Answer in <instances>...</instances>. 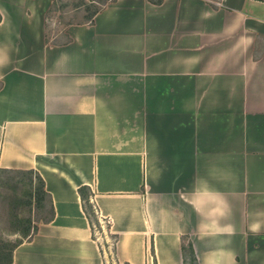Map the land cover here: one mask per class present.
Returning <instances> with one entry per match:
<instances>
[{
	"label": "crops",
	"instance_id": "obj_1",
	"mask_svg": "<svg viewBox=\"0 0 264 264\" xmlns=\"http://www.w3.org/2000/svg\"><path fill=\"white\" fill-rule=\"evenodd\" d=\"M18 4L0 0V167L36 170L53 213L11 264H106L80 185L119 264H183V235L198 264H264V0H109L64 42Z\"/></svg>",
	"mask_w": 264,
	"mask_h": 264
},
{
	"label": "rangeland",
	"instance_id": "obj_2",
	"mask_svg": "<svg viewBox=\"0 0 264 264\" xmlns=\"http://www.w3.org/2000/svg\"><path fill=\"white\" fill-rule=\"evenodd\" d=\"M76 1L78 0H58L57 4L53 6L52 0H47V3L37 0H19L18 8L21 10L22 16L18 18L16 24H23L26 21L35 27L38 25V21L34 19L36 18L34 15L39 14L40 17L44 16L46 39L51 42H64L69 38L66 32L69 24L88 22L89 19L84 17L85 14L89 10L105 4L102 3L104 0H93L90 5L75 7ZM62 2L64 6H59ZM50 7L51 9H49ZM32 19L34 20L31 21ZM28 177L29 174L15 171L0 172V244L11 246L18 240H22L23 231H27L32 224L49 216L50 209L45 195H42V206L37 202L35 204L33 197L23 193ZM104 222L107 221L104 220ZM25 225L27 227L23 230ZM94 230L101 241L106 264H119L113 251L114 237L109 232L107 223L104 227L95 224Z\"/></svg>",
	"mask_w": 264,
	"mask_h": 264
},
{
	"label": "trees",
	"instance_id": "obj_3",
	"mask_svg": "<svg viewBox=\"0 0 264 264\" xmlns=\"http://www.w3.org/2000/svg\"><path fill=\"white\" fill-rule=\"evenodd\" d=\"M57 1L58 0H52V5L55 6L57 4ZM107 1H109V0H104L102 3H106ZM149 1L152 3H155V4H159L163 0H149ZM90 3H93V0H78L74 3V6L79 7L81 5H90ZM103 5L104 4H102L100 7L97 6L93 9L89 10L88 13L85 14L84 17L89 19L88 22H91L93 20L94 15L96 14V12L99 9H101V7ZM59 6H64V3L62 2L61 4H59ZM49 9H51V7ZM0 19H1V14H0ZM69 23H72V22H69ZM4 171H15V172L23 173V174H29L28 182L26 184V188L23 191V193H25L27 196L33 197L35 200V204L37 202L39 205L43 206L42 195H45V190L43 189L44 181H43V178L39 175V173L36 170H34V169H11V168L0 167V172H4ZM78 192H79V195L81 198V202H82L84 212H85L86 216L88 217L92 228H94L95 224L100 226L98 216H97V213L95 211V207L89 198L90 194H91L90 187L88 185H80L78 187ZM40 195H41V197H40ZM49 209H50V213H53V208L49 207ZM26 227L27 226L25 225L23 230H25ZM29 229L27 231H23V234L26 235V233L29 231ZM112 235H113V237H115L114 234H112ZM21 241L22 240H20V241L18 240L17 242H15L11 246H6V244H0V264H11V262H12V251H13L14 247L18 243H20ZM181 255H182L183 264H198L197 257H196L195 252H194V248L192 246V242L185 235H183L181 237ZM123 264H129V263H123Z\"/></svg>",
	"mask_w": 264,
	"mask_h": 264
},
{
	"label": "built area",
	"instance_id": "obj_4",
	"mask_svg": "<svg viewBox=\"0 0 264 264\" xmlns=\"http://www.w3.org/2000/svg\"><path fill=\"white\" fill-rule=\"evenodd\" d=\"M101 223H102V226H103V223H104V222H101Z\"/></svg>",
	"mask_w": 264,
	"mask_h": 264
}]
</instances>
